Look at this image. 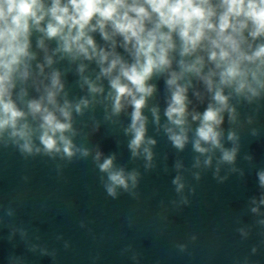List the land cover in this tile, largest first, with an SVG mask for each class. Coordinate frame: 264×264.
Returning a JSON list of instances; mask_svg holds the SVG:
<instances>
[{
	"label": "water",
	"instance_id": "obj_1",
	"mask_svg": "<svg viewBox=\"0 0 264 264\" xmlns=\"http://www.w3.org/2000/svg\"><path fill=\"white\" fill-rule=\"evenodd\" d=\"M41 33L31 37V51L36 63H43L44 51L38 47ZM97 43L104 41L95 33ZM49 55L55 41L45 40ZM118 52L127 58L123 49ZM54 63L46 67L61 72L64 93L73 104L81 98L90 101L83 114L74 110L72 137L78 148L69 160L63 153L45 155L34 141L32 154L22 152L8 132L0 140V264H264V205L260 214L253 198L259 200L258 170L264 169V90L260 96H233L236 120L224 113L220 126L225 148L237 147L234 164L221 163L215 149L201 154L194 150L195 128L190 121L189 141L183 150L168 139L165 127H172L164 115L169 96L166 76H155L149 83L156 86L148 99L145 144L138 155L128 148L131 139L125 134L131 109L113 115L106 79L96 81V63L53 55ZM87 65L81 74L79 65ZM83 77L102 83L103 94L89 93ZM27 98L38 94L30 86ZM189 90V110L203 112L210 97L203 102L193 94L202 84L193 81ZM66 94V96L64 95ZM159 109V124L151 109ZM229 132L237 139L228 140ZM19 143H23L20 141ZM208 147L207 145H202ZM143 147L152 152L147 160ZM101 151L103 159L115 155L114 165L126 175L135 172L136 183L128 181L125 191L117 188V197L107 195V174L99 171L94 157ZM211 157V165L205 160ZM179 176L183 189L177 191L173 180ZM195 237V239H193ZM256 251L253 252V248Z\"/></svg>",
	"mask_w": 264,
	"mask_h": 264
},
{
	"label": "clouds",
	"instance_id": "obj_2",
	"mask_svg": "<svg viewBox=\"0 0 264 264\" xmlns=\"http://www.w3.org/2000/svg\"><path fill=\"white\" fill-rule=\"evenodd\" d=\"M34 32L42 34L38 47L45 54L43 63L35 66ZM95 33L104 46L97 43ZM45 40L56 42L53 55L96 63V81L107 80L105 99L111 102L113 115L131 109L125 134L131 136L128 148L133 156L143 145L156 143L146 139L144 109L156 91L149 81L163 75L169 92L164 115L172 126L165 131L173 146L183 150L188 143L190 118L198 122L194 150L205 154L219 149L221 163H235L238 148L224 147L220 126L225 112L236 120V109L230 104L233 96L250 100L264 90V0H0V140L7 131L22 152L32 154L38 141L41 147H35L36 153L62 152L71 160L77 152L89 155L88 149L73 142L72 113L83 114L90 101L81 98L73 104L64 98L61 103L65 86L59 70L45 71L54 63ZM86 67L81 63L78 71L82 74ZM83 79L93 96L105 92L102 83ZM194 80L204 89L195 91V97L201 102L205 94L210 97L203 112L189 110ZM29 81L38 94L35 98H27ZM151 113L159 124V109L153 107ZM236 139L229 132L228 140ZM143 151L151 161L150 148ZM102 156L97 151L94 159L99 171L107 174V195L115 199L117 188L127 191L128 181L135 184L137 174L126 175L123 168H116L114 154L100 162ZM211 162L209 156L205 164ZM256 175L262 191L258 201L253 198L256 207L251 211L260 214L264 169ZM173 183L177 191L184 187L179 176Z\"/></svg>",
	"mask_w": 264,
	"mask_h": 264
}]
</instances>
